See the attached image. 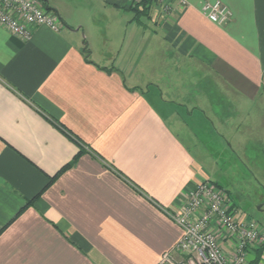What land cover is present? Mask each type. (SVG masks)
I'll use <instances>...</instances> for the list:
<instances>
[{
    "label": "crops",
    "instance_id": "0c3cea01",
    "mask_svg": "<svg viewBox=\"0 0 264 264\" xmlns=\"http://www.w3.org/2000/svg\"><path fill=\"white\" fill-rule=\"evenodd\" d=\"M186 1L145 24L138 2L89 0L87 31L47 1L58 30L0 26V264H158L188 190L231 197L226 151L264 171V0Z\"/></svg>",
    "mask_w": 264,
    "mask_h": 264
},
{
    "label": "built area",
    "instance_id": "2783aa9c",
    "mask_svg": "<svg viewBox=\"0 0 264 264\" xmlns=\"http://www.w3.org/2000/svg\"><path fill=\"white\" fill-rule=\"evenodd\" d=\"M187 5L186 0L151 2V8L167 15ZM201 12L220 26L232 19L230 8L221 1L203 4ZM0 26L30 40L35 28L58 30V19L38 0H0ZM239 212L228 191L209 180L198 183L185 194L183 207L170 213L182 236L158 264H250V255L260 249L264 257V229Z\"/></svg>",
    "mask_w": 264,
    "mask_h": 264
},
{
    "label": "rangeland",
    "instance_id": "374dc122",
    "mask_svg": "<svg viewBox=\"0 0 264 264\" xmlns=\"http://www.w3.org/2000/svg\"><path fill=\"white\" fill-rule=\"evenodd\" d=\"M47 1L58 5L67 15L78 19L80 18V21L84 23L82 24V29H86V31L87 29L89 30V20L85 18L90 5L89 0ZM38 2L44 5L43 1L38 0ZM122 16H126L130 20L133 19L134 13H119L117 18H115H122ZM141 21L146 24L148 19L146 17H141ZM83 30L82 36L85 38L86 35L83 33ZM241 158L244 159L243 162L245 163V158ZM238 159L239 158L228 151L221 156L218 167L221 165L223 167V172L220 174V176H222V182L219 183L231 192L232 201L238 206L240 215L255 220L264 229V189L263 186H261L263 184L262 178L264 176V171L261 169L262 166H258L254 158H252L251 161H254L256 167L254 166L252 168V172H250L242 162H238ZM257 168H259L261 172L257 171Z\"/></svg>",
    "mask_w": 264,
    "mask_h": 264
},
{
    "label": "trees",
    "instance_id": "16d2710c",
    "mask_svg": "<svg viewBox=\"0 0 264 264\" xmlns=\"http://www.w3.org/2000/svg\"><path fill=\"white\" fill-rule=\"evenodd\" d=\"M151 2L152 0H141L137 4V7H134L133 10L136 11L137 16H149V12L151 9ZM44 6L47 7V2H44ZM141 7V9H139ZM48 11L52 10V8L48 7ZM84 53L86 54V57L89 55V51L87 48H84ZM82 154V151L78 154L80 156ZM77 159V158H76ZM75 159V160H76ZM262 249L255 252V258L250 261V264H259V257H261Z\"/></svg>",
    "mask_w": 264,
    "mask_h": 264
},
{
    "label": "water",
    "instance_id": "95a60500",
    "mask_svg": "<svg viewBox=\"0 0 264 264\" xmlns=\"http://www.w3.org/2000/svg\"><path fill=\"white\" fill-rule=\"evenodd\" d=\"M39 1L47 2V0H39ZM46 9L47 10L49 9L48 6L46 7Z\"/></svg>",
    "mask_w": 264,
    "mask_h": 264
}]
</instances>
